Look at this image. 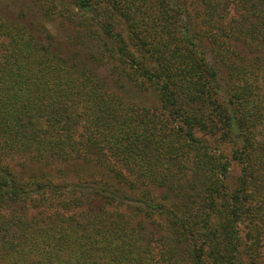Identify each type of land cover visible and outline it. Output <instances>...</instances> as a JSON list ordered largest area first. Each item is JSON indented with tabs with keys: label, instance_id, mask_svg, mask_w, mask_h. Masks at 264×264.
Here are the masks:
<instances>
[{
	"label": "trees",
	"instance_id": "obj_1",
	"mask_svg": "<svg viewBox=\"0 0 264 264\" xmlns=\"http://www.w3.org/2000/svg\"><path fill=\"white\" fill-rule=\"evenodd\" d=\"M30 2L0 13V264H264V0Z\"/></svg>",
	"mask_w": 264,
	"mask_h": 264
},
{
	"label": "rangeland",
	"instance_id": "obj_2",
	"mask_svg": "<svg viewBox=\"0 0 264 264\" xmlns=\"http://www.w3.org/2000/svg\"><path fill=\"white\" fill-rule=\"evenodd\" d=\"M0 13L37 26L30 0H0Z\"/></svg>",
	"mask_w": 264,
	"mask_h": 264
}]
</instances>
